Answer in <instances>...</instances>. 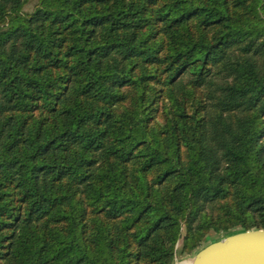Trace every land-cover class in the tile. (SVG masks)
I'll return each instance as SVG.
<instances>
[{
    "label": "trees",
    "instance_id": "1",
    "mask_svg": "<svg viewBox=\"0 0 264 264\" xmlns=\"http://www.w3.org/2000/svg\"><path fill=\"white\" fill-rule=\"evenodd\" d=\"M252 228L264 0H0V264H173Z\"/></svg>",
    "mask_w": 264,
    "mask_h": 264
},
{
    "label": "water",
    "instance_id": "2",
    "mask_svg": "<svg viewBox=\"0 0 264 264\" xmlns=\"http://www.w3.org/2000/svg\"><path fill=\"white\" fill-rule=\"evenodd\" d=\"M189 264H264V228L225 234L196 250Z\"/></svg>",
    "mask_w": 264,
    "mask_h": 264
},
{
    "label": "rangeland",
    "instance_id": "3",
    "mask_svg": "<svg viewBox=\"0 0 264 264\" xmlns=\"http://www.w3.org/2000/svg\"><path fill=\"white\" fill-rule=\"evenodd\" d=\"M32 4L33 1L31 3H29L26 7L25 10L29 11L32 8ZM225 236V233H223L220 230H216V229H212L210 230L205 237L203 238L201 244L199 247L195 248L194 250H192L189 253H181V247H182V238H180L177 243L175 244V258H174V262L173 264H185L188 263L190 261V258L192 257V255L194 254V252L196 250H198L201 246L214 241V240H218L222 237Z\"/></svg>",
    "mask_w": 264,
    "mask_h": 264
},
{
    "label": "bare ground",
    "instance_id": "4",
    "mask_svg": "<svg viewBox=\"0 0 264 264\" xmlns=\"http://www.w3.org/2000/svg\"><path fill=\"white\" fill-rule=\"evenodd\" d=\"M233 234V233H232ZM190 263V261L188 262V263H185V264H189Z\"/></svg>",
    "mask_w": 264,
    "mask_h": 264
}]
</instances>
